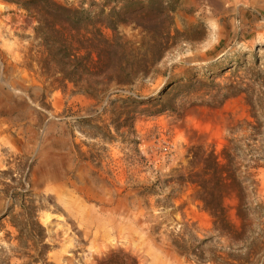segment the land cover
I'll return each instance as SVG.
<instances>
[{"label":"rangeland","instance_id":"obj_1","mask_svg":"<svg viewBox=\"0 0 264 264\" xmlns=\"http://www.w3.org/2000/svg\"><path fill=\"white\" fill-rule=\"evenodd\" d=\"M22 1L0 0V217L12 204L3 185L34 193L49 249L33 264H194L171 245L178 234L204 241L207 260L227 257L229 239L185 180L193 148L220 155L233 140L242 182L257 160L243 185L264 205V0H54L105 15L115 7L117 32L139 52L142 26L167 31L148 77L103 101L26 66L36 20ZM151 187L156 195H138ZM225 204L237 222L234 195ZM9 219L0 264H26Z\"/></svg>","mask_w":264,"mask_h":264},{"label":"trees","instance_id":"obj_2","mask_svg":"<svg viewBox=\"0 0 264 264\" xmlns=\"http://www.w3.org/2000/svg\"><path fill=\"white\" fill-rule=\"evenodd\" d=\"M22 2L27 4L25 10L36 20L33 28L36 44L29 49L26 66L35 65L40 75L58 88L70 84L73 93L103 101L113 91L131 88L137 80L148 77L164 56L167 42L165 28L142 26L148 41L143 51L139 52L140 48L135 43L123 39L117 32L120 12L115 7L105 15L102 10L69 8L54 0ZM144 8L141 7V10ZM229 92L224 98L245 91L237 89ZM128 100L119 99L124 104H128ZM251 109L256 118L255 107L251 105ZM236 149L233 140L220 155L200 147L193 148L189 160L191 170L185 182L194 187L195 200L210 216L212 231L230 241L227 257L215 255L207 260L201 249L204 241L194 240L193 243L181 236L183 234L172 237L171 245L177 253L194 264H264V205L247 185H243L250 183V171L259 165L257 160L250 159L244 175L247 180L245 178L246 181L242 182L237 176L240 169L235 160ZM195 158L202 159L199 172L196 171ZM3 186L7 187L3 192L12 204L0 217V227L1 220L10 215L9 222L16 230L17 249L21 250L16 258L26 261V264L43 262L49 247L45 241V229L38 219L42 205L35 203L34 193L24 189L22 183ZM155 188H144L138 195H156ZM229 193L235 197L237 222L231 221L228 215L225 198ZM157 206L166 208L158 202Z\"/></svg>","mask_w":264,"mask_h":264}]
</instances>
